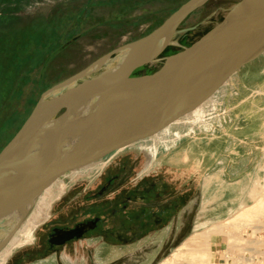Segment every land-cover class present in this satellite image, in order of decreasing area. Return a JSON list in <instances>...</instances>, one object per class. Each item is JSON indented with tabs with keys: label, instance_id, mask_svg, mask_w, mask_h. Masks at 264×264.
Returning a JSON list of instances; mask_svg holds the SVG:
<instances>
[{
	"label": "rangeland",
	"instance_id": "obj_1",
	"mask_svg": "<svg viewBox=\"0 0 264 264\" xmlns=\"http://www.w3.org/2000/svg\"><path fill=\"white\" fill-rule=\"evenodd\" d=\"M185 1L1 0L0 150L23 124L41 93L101 56L147 35ZM238 2L209 0L180 27H196L179 35L180 46L197 39ZM180 46L169 47L163 56L174 53ZM155 68L144 66L133 75L150 73ZM138 142L137 146L101 159L93 170L104 165L114 168L117 161L146 162L150 170H162L174 179L183 180L176 183L199 191L198 207L183 242L192 245L208 242V255L201 263L264 264V213L250 225H239L232 233L222 231L211 237L204 233L234 212L227 208L234 205L237 211L241 207L239 199L244 190L230 196L238 200L234 204L227 201L223 206L227 211L221 217L217 213L213 216L211 211L200 212L204 204L208 210L217 206L216 201L210 202V196L206 200L202 198L205 178L222 172L228 182L240 181L249 174L253 180L259 172L258 164L264 163V54L232 75L195 109ZM222 168H226L225 174ZM263 175L264 172L259 173L262 178ZM67 182L60 179L42 192L9 242L29 226L33 227V238L42 233L41 224L56 207L58 186L65 183L74 187L83 181ZM95 182L85 181L89 187ZM241 183L246 186L248 182ZM200 216L203 226L199 229L204 236L194 233ZM31 237L15 248L4 264H70V261L83 264L81 253L73 259L66 249L61 251L58 260L35 259ZM179 245L159 256L152 253L142 264H159ZM26 251L32 260L25 256Z\"/></svg>",
	"mask_w": 264,
	"mask_h": 264
},
{
	"label": "water",
	"instance_id": "obj_2",
	"mask_svg": "<svg viewBox=\"0 0 264 264\" xmlns=\"http://www.w3.org/2000/svg\"><path fill=\"white\" fill-rule=\"evenodd\" d=\"M208 1L186 0L147 35L41 93L0 150V250L55 180L168 126L264 54V0H239L180 46L179 35L196 29L180 27Z\"/></svg>",
	"mask_w": 264,
	"mask_h": 264
},
{
	"label": "flooded vegetation",
	"instance_id": "obj_3",
	"mask_svg": "<svg viewBox=\"0 0 264 264\" xmlns=\"http://www.w3.org/2000/svg\"><path fill=\"white\" fill-rule=\"evenodd\" d=\"M100 161L56 180L83 182L58 186L56 207L41 224L42 233L33 238L31 231L35 259L58 260L66 249L73 259L81 253L83 264H142L152 253L162 255L185 241L199 191L150 170L146 162L117 161L114 168L93 170ZM85 181L96 182L89 187Z\"/></svg>",
	"mask_w": 264,
	"mask_h": 264
},
{
	"label": "bare ground",
	"instance_id": "obj_4",
	"mask_svg": "<svg viewBox=\"0 0 264 264\" xmlns=\"http://www.w3.org/2000/svg\"><path fill=\"white\" fill-rule=\"evenodd\" d=\"M239 9H241V7H236L234 8V10L231 11V13L234 11H238ZM229 11L230 10L225 12L224 16L227 15ZM156 69L157 68H155V70ZM99 161L93 162L91 164L97 163ZM91 164H88L81 168L90 166ZM263 165H264L263 162H260L258 164L257 170L259 172L258 174H256L255 179L253 178V180L251 179V175L249 174L248 177L243 178L240 181L228 182L223 178L221 174L222 172H218L212 176L205 178L204 184H203L204 189H203L202 198L203 200H206L208 196H210L211 197L210 202L216 201L217 206H214L212 207V209L208 210V206L204 204L200 212L211 211L212 215L217 213V217H221V215L224 214L225 211L229 210V212H231L232 210H234L233 212L234 214L231 213L229 217L225 218V220L223 221H220L218 225L212 224L213 227H211L210 229L204 232L205 234H207V237H211V235H220L222 231L223 232L229 231L230 233H232L233 229H235L239 225H242V224L250 225L254 220H257L264 213V178L259 176L260 172H264ZM81 168H78V169H81ZM78 169H75V170H78ZM241 181H247L248 183L246 186H244L242 185L243 182L241 183ZM242 190H244V192L243 194L241 193L242 195L240 196V199H239V202H240L239 205H241V207L237 211H235L236 208H234L235 206L232 205L230 208H227V210H225L223 206L226 205L227 201H232L234 204L238 200L230 196H232V194L234 193L239 194L240 192H242ZM243 199L246 200V202ZM206 202H208V200ZM248 202H250L251 204H247ZM200 218L201 216L199 217V221L196 223L194 233H199L200 235L204 236L202 234L203 231L199 229L201 226H203V222L202 220H200ZM32 228H33L32 226H29L27 229H24V231H21L22 233L20 232V236L12 238L10 242L8 241L9 243L7 242L8 246L0 252V264H4L6 257L15 248L23 245L25 242H27L30 239ZM224 234H228V233H224ZM207 243L205 242V244H193L192 245L187 242H182L174 250V252L171 255H169L159 264H202L201 262L206 261V256L208 255L207 248H206V246L208 245Z\"/></svg>",
	"mask_w": 264,
	"mask_h": 264
},
{
	"label": "trees",
	"instance_id": "obj_5",
	"mask_svg": "<svg viewBox=\"0 0 264 264\" xmlns=\"http://www.w3.org/2000/svg\"><path fill=\"white\" fill-rule=\"evenodd\" d=\"M1 1V0H0ZM4 1H7V0H4ZM17 3L19 2V1H16ZM176 10V9H175ZM175 10H173L172 12H174ZM172 12H170L169 14H171ZM189 43H191V42H189ZM155 70V69H154ZM153 70V71H154ZM23 79H26V77H24Z\"/></svg>",
	"mask_w": 264,
	"mask_h": 264
},
{
	"label": "crops",
	"instance_id": "obj_6",
	"mask_svg": "<svg viewBox=\"0 0 264 264\" xmlns=\"http://www.w3.org/2000/svg\"><path fill=\"white\" fill-rule=\"evenodd\" d=\"M223 169V173L225 174V170H226V168H222Z\"/></svg>",
	"mask_w": 264,
	"mask_h": 264
},
{
	"label": "built area",
	"instance_id": "obj_7",
	"mask_svg": "<svg viewBox=\"0 0 264 264\" xmlns=\"http://www.w3.org/2000/svg\"><path fill=\"white\" fill-rule=\"evenodd\" d=\"M263 228H264V225H263Z\"/></svg>",
	"mask_w": 264,
	"mask_h": 264
}]
</instances>
